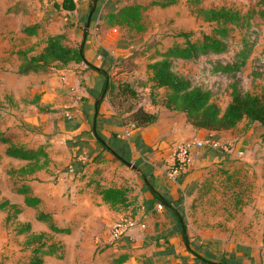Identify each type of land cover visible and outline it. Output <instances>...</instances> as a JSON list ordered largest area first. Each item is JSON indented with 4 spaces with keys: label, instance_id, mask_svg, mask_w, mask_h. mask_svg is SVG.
Here are the masks:
<instances>
[{
    "label": "rangeland",
    "instance_id": "obj_1",
    "mask_svg": "<svg viewBox=\"0 0 264 264\" xmlns=\"http://www.w3.org/2000/svg\"><path fill=\"white\" fill-rule=\"evenodd\" d=\"M131 2L149 4L151 0H113V6L117 7ZM253 2L254 0H201L198 5L202 7L225 5L245 9ZM8 4L5 1L0 3V130L14 132L17 141L24 139L35 144L38 139H34L35 133L28 128L26 120L31 125H35L37 122L38 116L35 115V109L28 101V97L37 92L39 82L34 77H28V75L18 72L20 60L17 58L16 51L32 46L33 52H37L42 42H38V39L34 37H26L20 34L19 26L22 21L16 14H11ZM95 10L96 12H92L90 25L88 24L87 38L92 49V54L89 55L88 59L107 71L109 79L113 83V90L111 93L104 94L107 95L111 105L120 114L125 135L135 134L136 151L144 156L147 151H150V145L144 141L142 132L145 131L144 134L150 132V125H154V123H149L143 127L134 126V122L129 118V113L135 107L141 106L155 114L161 112V116L164 118L159 123L160 128H163L164 125L171 126L170 129H162V132H165L163 136H178L179 139L174 140L173 145H171L172 155L179 144L186 141H200L202 144H195L192 156H197L199 160L208 156L207 165L215 166L204 174V179L197 180L201 183L197 186L200 190L205 191L200 197L201 204L196 208L192 207V210L187 208L182 211L192 232L197 234L199 229L206 228L204 227L205 224H211L212 228L217 230V238L206 239L191 234L192 243L194 244L197 240L196 243L200 244L201 242L200 245L209 246L208 242L215 240L216 244H212V249L216 247L219 252L222 250L229 256H235L234 258L239 263L244 261L251 264H264V163L261 167L262 172H260L258 166L262 161L253 160L257 157H264V126L257 121L242 120L232 128L235 131L250 129L252 139H256L251 146L244 147L246 149H236L239 151L236 155L228 152L224 143L217 146L207 143L210 139H220L222 137L220 131H213V133L206 131L205 137L200 139L183 138L182 136L187 133L190 125L184 121V115L181 111L165 106L163 102L165 90L152 87L150 70L147 68V62L152 61L153 57H158L156 55L158 50H163L173 42L183 41V37L177 35L178 32L190 31L191 38L197 39L202 32L210 31L212 25L204 21L186 0H177L175 3L164 7L148 6L143 13L140 30L129 26L105 27L101 17L104 14L103 11L99 13L97 12L98 8H94L93 11ZM255 20L258 24L252 29L257 31L256 43L246 65L240 72L236 73L235 77L209 75L205 70L207 65L204 62L205 57L195 61L176 60L174 69L178 73L186 75L195 84H201L215 91L212 99L221 109L230 101L229 84L233 79H237L241 90L250 92H259L264 83V32L261 20L257 17ZM239 37L240 34L235 29L231 34L230 49L221 54L222 57L232 55L233 50L238 47ZM97 38L105 39L106 45L96 44L98 43ZM80 64L85 68L82 72L89 70L83 63ZM123 82H127L136 90L135 96H129L127 93L119 91ZM61 113L65 121L70 120L71 117L68 118L67 113ZM25 143L28 144V142ZM226 147L229 148L230 146L227 145ZM57 153L56 157L50 156L47 165L53 163L58 172H69L70 165L74 168L81 165V170L86 168V171L81 172L80 175L84 176L88 170L97 173L93 180H96L98 184L106 185L105 181L122 184L121 187L126 190L128 196V203L110 206L105 202L108 211H131L132 208H135L136 200L133 199L130 191L142 184L143 180L139 173L129 165L118 160L107 150L99 155L96 154L93 158L88 156L83 161L78 156L73 157L71 153L65 150H60ZM124 159L130 162L134 161L132 163L137 166L141 164L140 161L135 162L130 157H124ZM11 163L13 166L18 164L14 161ZM161 163L164 165L165 159ZM80 175L78 174V177ZM54 179H57L56 176ZM196 212L205 215L211 214L213 217L208 219L209 217L205 216L200 221L188 218L189 216L192 218ZM33 214L34 212L29 210L21 216L17 215L12 218L9 222L11 231L23 227L28 219H33ZM126 214L128 215V213ZM124 217L126 215L120 218ZM116 220L111 224L101 225L99 222L92 224L91 221L76 218L66 223V226L73 232L68 235H64V232L51 230L48 223L44 222L46 224H44L46 226V230H44L45 240H59L56 242L61 248L58 252L45 257L43 264H74L72 262L89 264V262H95L98 259L108 262L119 253V251L114 250L111 238L105 236L110 234L109 230ZM87 227L94 230L93 235H89L90 231H88L84 237H80L81 239L78 240L75 234L76 230ZM31 230L42 229L36 226ZM16 234L18 235H12L11 255L8 264H18V261L21 262L20 264H27L34 243L28 242L30 233H18L16 231ZM62 240L68 241V247L64 243H60ZM199 240L201 241L199 242ZM74 243L78 246L72 251V244ZM78 247L79 249H77Z\"/></svg>",
    "mask_w": 264,
    "mask_h": 264
},
{
    "label": "crops",
    "instance_id": "obj_2",
    "mask_svg": "<svg viewBox=\"0 0 264 264\" xmlns=\"http://www.w3.org/2000/svg\"><path fill=\"white\" fill-rule=\"evenodd\" d=\"M4 1L9 3L11 14H16L22 21L19 26L20 34L38 39V42H42L40 49L44 45L46 37L55 33H63L65 35L64 41L67 44L77 45L81 40L82 30L85 28L91 2V0H72L75 7L66 9L56 5L61 0H0V3ZM96 3L95 8H98L97 12L99 13L102 11L104 13L113 6V0H96ZM100 5L102 6L99 7ZM33 24H37V26L31 34L22 31L24 26ZM96 41L98 42L96 44L103 46L107 42L105 39L101 40L100 38H97ZM84 52L87 58L92 54L91 43L88 38L85 42ZM30 53L36 52L32 50L28 54ZM83 69L85 68L80 63L70 62L64 66H50L47 71L25 74L28 77L38 79L39 82L37 92L28 97V101L35 109V115L38 116L37 122L35 125H31L26 120V125L33 130L35 133L34 139H38V141L35 144L24 139L18 142H28V144H25H30V146L47 142L49 157H56L58 151L65 150L71 153L73 157L78 156L83 161L88 156L93 158L96 154L99 155L106 150L98 143L93 130L95 128L110 148L120 156L123 158L130 157L135 162L140 161L141 164L136 165L137 169L130 167L136 170L139 176L140 172H143L147 178L149 177L148 179H150L154 188L171 201L182 214V210L199 206L201 204L200 197L205 191L200 190L197 186V184L201 185L197 180L204 179V174L215 167L207 165L209 157L205 156L199 160L197 156H192V163L185 171L176 179L169 178L167 168L171 163V145H173L174 140L179 138L178 136H163L165 132H162V129H170L171 126L164 125L163 128H160L159 123L164 118L161 116V112L156 114L154 125H150V132L148 131L145 134V131L142 132L144 141L150 145V151H147L145 156L141 155L135 149V134L125 135L120 114L114 109L104 93L102 98L99 99L98 112L97 114L94 113V102L101 94L100 91L105 82V77L96 70L87 68L89 70L82 72ZM35 96L38 97L36 100ZM40 107L49 108L50 110L45 111ZM61 112L67 113L68 118L71 117L70 120L65 121ZM188 127L187 133L182 136L186 139L204 138L206 131H208L203 128H194L191 125ZM228 130V132L227 130H221L222 137L217 141L219 145L224 143L225 149L233 155L239 152L236 149L244 150L246 149L244 147L251 146L256 140L252 139L250 129H243L242 131ZM227 145L230 147L227 148ZM109 152L114 156L111 151ZM163 159H165L164 165L161 163ZM257 159L262 161L258 166L260 172H262L261 167L264 163V157H257L253 160ZM0 161H2L0 163V202L8 199L10 202L15 203L21 208V212L18 213L20 216L25 211L32 210L34 212L33 219H28L27 222L30 223L32 229L36 226L42 229L32 231L30 228V231L26 234L46 230L45 223L35 218L37 210L50 211L52 220L58 226H66L67 222L76 218L91 221L92 224L99 222L101 225L111 224L123 215L130 219L131 223L118 243L111 241L114 250L119 251V253L108 262L98 259L95 262H89V264H202V259L199 256L211 261L224 260L231 264H251L244 261L239 263L234 258L235 256H229L228 253H224L222 250L219 252L216 247L212 249V244H216L215 240H210L208 242L209 246L200 245L201 240H199L200 244L196 243L197 240L193 244L191 234L194 235L195 233L191 231L190 225L183 215L191 241L190 246L194 251L188 250L184 245L177 220L171 208L164 206L154 198L144 182L130 191L134 197L133 199L136 200L135 208H132L131 211L112 212L108 211V203L106 204L101 194L96 191L95 185L97 182L93 179L97 173L88 170L82 176L80 174L86 171V168L81 170V165L78 168L72 167L69 172H58L57 167L50 162L51 164H48L45 168L37 169L30 174L19 173L17 169L25 165L27 161L6 156L3 154L2 146H0ZM11 161L17 162V166H13ZM10 170L15 171L10 172ZM55 176L57 179H54ZM22 182L29 184L32 193L40 197L41 201L37 208L26 205L24 196L14 192L13 187ZM101 182L103 183L102 180ZM104 183L106 185L122 186L120 182L105 181ZM9 211V205L0 209V264L10 262L12 235H18L16 230L11 231L9 227L11 219L6 221ZM205 216L209 217L208 219L213 217L211 214L205 215L196 212L192 215V218L190 216L188 218L200 221ZM204 227L206 228L199 229L195 236L198 235L206 239L217 238V230L213 229L211 224H205ZM88 231H90L89 235L92 236L94 230L90 227L76 230L75 234L78 240L80 237H84ZM72 233L71 230L64 235ZM105 236L110 237V234ZM53 241L55 240H48V242ZM60 243H64L67 247L69 245L66 240H62ZM75 243L72 244V251L78 246ZM196 254H199V256ZM123 255L125 257L122 262L114 263L116 257ZM47 256L50 255H43V263ZM20 263L18 261V264ZM72 263L75 264V262Z\"/></svg>",
    "mask_w": 264,
    "mask_h": 264
},
{
    "label": "trees",
    "instance_id": "obj_3",
    "mask_svg": "<svg viewBox=\"0 0 264 264\" xmlns=\"http://www.w3.org/2000/svg\"><path fill=\"white\" fill-rule=\"evenodd\" d=\"M177 0H151L149 4L140 2L125 3L120 6H112L104 12L102 23L106 27L111 26H129L137 30L142 28L141 20L146 8L150 5L168 6ZM201 0H186L194 7L197 14L206 22H209L211 30L202 32L197 39L191 38L190 31H180L177 35L183 37L182 42H173L163 50H158L157 58L147 62V68L150 70V80L153 88H163L165 90L163 102L166 107L181 111L187 123L194 128H203L208 131H221L234 128L242 120L249 122H259L264 126V83L259 92L243 91L233 79L230 84V101L221 109L214 101L215 91L212 88L204 87L201 84H195L186 75L178 73L175 69L177 59L195 61L205 57V70L209 75H229L235 77L246 65L251 55L257 39V31L252 29L258 23L256 17L261 20L262 30L264 32V0H254L247 8H237L234 6H210L202 7L198 4ZM56 3V2H54ZM57 6L66 9L75 7L72 0H61ZM91 8V2H90ZM94 12V11H93ZM91 14L90 19L92 18ZM37 24L24 26L22 31L31 34ZM237 29L240 37L238 47L233 50L230 57H222L229 51L231 34ZM88 36V28H83L82 37L77 45H69L64 39L63 33L48 35L44 45L36 53H30L33 47L18 49L17 57L20 59L18 72L27 74L30 72L47 71L50 66H64L70 62L83 63L85 67L93 69L103 74L105 82L100 93L112 92L113 83H111L107 71L91 62L85 55L84 47ZM119 87V84H118ZM119 91L127 93L129 96H135L136 90L127 82L120 85ZM38 97L35 96V100ZM100 100L94 102V113L97 114ZM42 110H50L40 107ZM129 118L134 122V126L143 127L156 120V114L146 110L141 106L135 107L129 113ZM95 137L98 143L114 156L125 163V159L115 150L110 148L101 134L96 130ZM16 135L10 130H0V146L3 147V154L21 160H26V164L20 166L19 173L30 174L37 169L45 168L49 161V152L47 143H40L36 146H30L16 141ZM15 170H10L13 172ZM140 177L147 185L148 189L160 203L171 208L175 216L179 231L182 235L185 247L190 250V238L187 231L186 222L183 214L175 207L171 201L154 188L147 176L140 172ZM96 191L101 194L104 202L110 206L126 205L128 196L126 190L121 186L114 185H95ZM14 192L24 196V203L30 207L37 208L40 204V197L33 194L30 185L22 182L13 187ZM10 211L6 216V221L15 218L21 212V208L15 203L5 199L0 202V209L8 206ZM37 220L47 222L49 228L55 232L69 233L68 226H58L52 220L50 211L37 210L35 214ZM31 225L27 222L23 227L16 230L18 233L29 232ZM29 243H34L31 248V255L27 264H42L43 255H50L58 252L61 248L57 242H48L45 240V232L30 233ZM196 253V252H195ZM199 256V254H196ZM124 255L116 257L114 263H120L124 260ZM202 264H231L224 260L211 261L202 256Z\"/></svg>",
    "mask_w": 264,
    "mask_h": 264
},
{
    "label": "built area",
    "instance_id": "obj_4",
    "mask_svg": "<svg viewBox=\"0 0 264 264\" xmlns=\"http://www.w3.org/2000/svg\"><path fill=\"white\" fill-rule=\"evenodd\" d=\"M133 126V124H131ZM212 146H217L219 143L217 140L210 139L207 142ZM195 144L201 145L200 141L192 142L186 141L175 148V153L171 156V163L167 168V175L169 178L176 179L183 171L187 169L192 161V150L194 149ZM69 169H72V166H69ZM160 206V205H159ZM131 221L129 218H119L116 220L110 229V238L114 243L123 237L126 233Z\"/></svg>",
    "mask_w": 264,
    "mask_h": 264
},
{
    "label": "water",
    "instance_id": "obj_5",
    "mask_svg": "<svg viewBox=\"0 0 264 264\" xmlns=\"http://www.w3.org/2000/svg\"><path fill=\"white\" fill-rule=\"evenodd\" d=\"M95 4H96V0H91V8H90V11H89V13H88V17H87V20H86V23H85V29L88 28V24H89V22H90V17H91V14H92V12H93V10H94V8H95ZM102 96H103V92L99 95V97L97 98V100L101 99ZM93 130H94V132H95V134H96V130H95V128H93ZM125 163H126L127 165L131 166L132 168L137 169L136 165L133 164L132 162L125 160Z\"/></svg>",
    "mask_w": 264,
    "mask_h": 264
}]
</instances>
